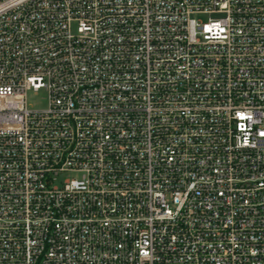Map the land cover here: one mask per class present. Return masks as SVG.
Instances as JSON below:
<instances>
[{"label":"built area","instance_id":"obj_1","mask_svg":"<svg viewBox=\"0 0 264 264\" xmlns=\"http://www.w3.org/2000/svg\"><path fill=\"white\" fill-rule=\"evenodd\" d=\"M0 264H264V0H0Z\"/></svg>","mask_w":264,"mask_h":264},{"label":"rangeland","instance_id":"obj_2","mask_svg":"<svg viewBox=\"0 0 264 264\" xmlns=\"http://www.w3.org/2000/svg\"><path fill=\"white\" fill-rule=\"evenodd\" d=\"M28 103L31 108L44 109L47 106V93L44 90L28 92ZM80 174L71 173L67 177H78Z\"/></svg>","mask_w":264,"mask_h":264}]
</instances>
